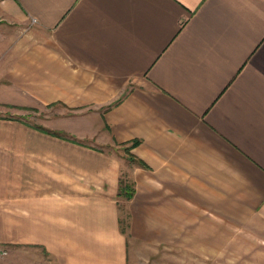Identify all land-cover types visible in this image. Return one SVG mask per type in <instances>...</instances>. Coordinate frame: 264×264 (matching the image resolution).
<instances>
[{
    "label": "crops",
    "instance_id": "1",
    "mask_svg": "<svg viewBox=\"0 0 264 264\" xmlns=\"http://www.w3.org/2000/svg\"><path fill=\"white\" fill-rule=\"evenodd\" d=\"M0 108V264H264V0H0Z\"/></svg>",
    "mask_w": 264,
    "mask_h": 264
},
{
    "label": "rangeland",
    "instance_id": "2",
    "mask_svg": "<svg viewBox=\"0 0 264 264\" xmlns=\"http://www.w3.org/2000/svg\"><path fill=\"white\" fill-rule=\"evenodd\" d=\"M3 109V108H0ZM63 107L58 106L55 108L54 105L47 106H31L29 108L17 109H6L8 112H17L19 116L30 121L34 125L41 127L42 125L48 124L49 121L54 117L55 111L62 110ZM63 134V133H62ZM85 145L98 146L96 142L90 141H79ZM111 150V148H110ZM117 155L119 153L117 152ZM122 198V197H120ZM128 243V261L127 264H263L260 260L262 259L261 249L262 246L254 245L251 247V252H223L216 258L204 259L196 254L188 252H172L167 249L164 245L154 246L145 242H135L132 238L127 239ZM29 255L33 256L34 261L37 264H46L51 258L44 251H36L32 248H28ZM28 250L20 254H14L17 256L14 258L21 261L22 254H26ZM22 253V254H21ZM41 253V254H40Z\"/></svg>",
    "mask_w": 264,
    "mask_h": 264
},
{
    "label": "trees",
    "instance_id": "3",
    "mask_svg": "<svg viewBox=\"0 0 264 264\" xmlns=\"http://www.w3.org/2000/svg\"><path fill=\"white\" fill-rule=\"evenodd\" d=\"M135 143L136 141H133L131 145H134ZM128 155H129L130 160L134 161V158L131 156V154L129 153ZM133 192H134V188H133L132 179L127 177L126 174L120 177L117 196L123 197L125 199H130L133 195ZM119 221H120L121 230L124 233H127V228H128L127 218L126 217L121 218Z\"/></svg>",
    "mask_w": 264,
    "mask_h": 264
},
{
    "label": "built area",
    "instance_id": "4",
    "mask_svg": "<svg viewBox=\"0 0 264 264\" xmlns=\"http://www.w3.org/2000/svg\"><path fill=\"white\" fill-rule=\"evenodd\" d=\"M33 21H35V19H33Z\"/></svg>",
    "mask_w": 264,
    "mask_h": 264
}]
</instances>
